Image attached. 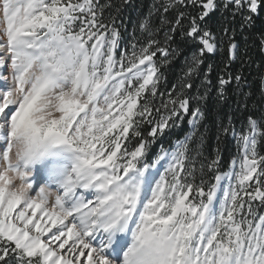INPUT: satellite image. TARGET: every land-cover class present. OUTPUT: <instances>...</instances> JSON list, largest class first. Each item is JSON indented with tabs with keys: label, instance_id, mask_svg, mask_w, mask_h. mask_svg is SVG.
<instances>
[{
	"label": "snow or ice",
	"instance_id": "snow-or-ice-1",
	"mask_svg": "<svg viewBox=\"0 0 264 264\" xmlns=\"http://www.w3.org/2000/svg\"><path fill=\"white\" fill-rule=\"evenodd\" d=\"M130 5L0 0V264H264V107L220 118L211 159L201 132L225 38L215 98L248 108L231 25L264 0H153L126 39Z\"/></svg>",
	"mask_w": 264,
	"mask_h": 264
},
{
	"label": "trees",
	"instance_id": "trees-1",
	"mask_svg": "<svg viewBox=\"0 0 264 264\" xmlns=\"http://www.w3.org/2000/svg\"><path fill=\"white\" fill-rule=\"evenodd\" d=\"M113 4L120 5L122 0H112ZM153 0H131V5L124 7L121 11L120 19L124 24L121 27V31L124 33L127 39L135 25H138L142 16H144L152 5ZM115 13V9L110 10ZM107 16L108 13L106 12ZM175 13L170 14L169 18H173ZM119 22V21H118ZM223 22V17L219 13H216L212 17L210 23L215 30ZM159 23V21H156ZM236 28V41L240 45V55L238 59L231 65L230 71L233 75L241 73L246 80V87L244 91L251 92V97L248 99L247 110H241L237 108V103L242 101V97L237 95L235 82L227 89L228 101L225 104H218L216 101L215 85L217 84L218 77L221 75V69L224 66V61L227 59V38H225V50L223 52L217 51L214 56H210L204 64V70H207L208 64L213 65V69L210 73V79L212 82L213 90L206 105L207 119L205 121L206 129L202 128L201 132L205 133V142L203 145V155L209 159L213 158L215 149L218 146L217 142V124L220 118H224L231 115L237 126L246 119L249 114L259 117L260 109L264 107V99H262V91L264 84L261 82V76L264 75V52L261 51L260 36L264 34V12L261 13L254 21V24L245 28L242 32L239 27V19L231 25ZM125 28L127 31H125ZM137 35H140L139 29H136ZM163 34L161 33V39ZM246 51V55H245ZM179 72V64L174 65L172 68L166 71L168 77L167 87H171L176 82V75ZM203 77H201L202 79ZM199 83V80L197 81ZM187 122L184 123L182 129H178L175 133V137H182L188 131ZM219 147L223 156V163L221 166L222 171L228 169L229 163L233 156L236 155L235 142L231 137H221L219 141Z\"/></svg>",
	"mask_w": 264,
	"mask_h": 264
}]
</instances>
